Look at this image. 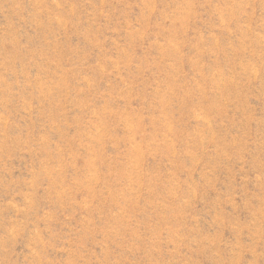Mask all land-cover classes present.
I'll return each instance as SVG.
<instances>
[{
	"label": "rangeland",
	"instance_id": "rangeland-1",
	"mask_svg": "<svg viewBox=\"0 0 264 264\" xmlns=\"http://www.w3.org/2000/svg\"><path fill=\"white\" fill-rule=\"evenodd\" d=\"M0 264H264V0H0Z\"/></svg>",
	"mask_w": 264,
	"mask_h": 264
}]
</instances>
